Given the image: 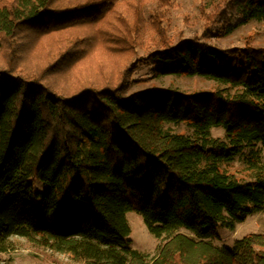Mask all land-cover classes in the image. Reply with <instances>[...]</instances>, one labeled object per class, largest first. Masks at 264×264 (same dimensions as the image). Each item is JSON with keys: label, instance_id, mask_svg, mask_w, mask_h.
I'll return each mask as SVG.
<instances>
[{"label": "trees", "instance_id": "obj_1", "mask_svg": "<svg viewBox=\"0 0 264 264\" xmlns=\"http://www.w3.org/2000/svg\"><path fill=\"white\" fill-rule=\"evenodd\" d=\"M173 6L0 0V252L20 236L81 264H264V232L217 242L264 207V46L161 45ZM254 20L264 0H223L210 26ZM143 66L216 87L129 92ZM183 122L191 132L171 128ZM128 212L160 239L155 255L132 246Z\"/></svg>", "mask_w": 264, "mask_h": 264}, {"label": "rangeland", "instance_id": "obj_2", "mask_svg": "<svg viewBox=\"0 0 264 264\" xmlns=\"http://www.w3.org/2000/svg\"><path fill=\"white\" fill-rule=\"evenodd\" d=\"M223 0H174V6L170 8L166 16L164 25L166 31L157 34L155 42L169 41L176 43L179 37L189 38L198 37L216 44L222 48L243 46L248 41L254 47L264 46V20L249 21L246 24H239L233 30L225 34L221 30L213 29V14L216 8ZM154 5L145 7L146 18L152 14ZM209 32L211 34H209ZM162 37H166L164 40ZM149 46L153 48L155 43L149 40ZM144 51L138 49V55H143ZM136 81L131 86L129 92L135 90H146L155 88L163 90L166 88H176L179 91L191 92L193 90H211L216 87L213 81L204 79L200 76H155L154 68L151 66H143L139 68L133 75ZM176 132H191L187 123L183 122L178 125H171ZM213 136L223 138L225 136L224 129L217 127L211 130ZM262 160L264 162V150H262ZM245 159L237 158L231 164V171L238 176L247 178L249 172L245 169ZM43 184L36 180L34 189L41 191ZM126 218L130 226V238L132 246L149 255L153 256L157 253L160 239L148 232L142 217L135 212L126 213ZM219 244L231 245L232 242L239 237L251 233L264 232V207L260 212L248 215L245 220L236 225L234 230L219 228ZM9 248L0 252V264H81L74 261L69 255L57 253L42 248L29 242L26 238L13 236L9 240Z\"/></svg>", "mask_w": 264, "mask_h": 264}]
</instances>
